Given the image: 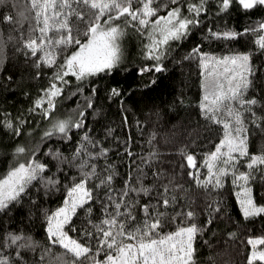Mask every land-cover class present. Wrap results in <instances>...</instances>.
<instances>
[{
  "label": "trees",
  "instance_id": "1",
  "mask_svg": "<svg viewBox=\"0 0 264 264\" xmlns=\"http://www.w3.org/2000/svg\"><path fill=\"white\" fill-rule=\"evenodd\" d=\"M192 2L198 3V0ZM187 3L188 0H183L181 4L185 13L188 11ZM171 6L174 5L169 0L168 7ZM165 12L166 9H161V14ZM5 14L10 15L12 20L5 21ZM34 16L31 0H0V174L5 173L10 165L14 166L17 157L13 150L21 144L30 151L39 148L37 159L48 163L51 169L46 170L44 175L55 173L59 182L55 188L46 190L37 178L18 202H10L6 209H0V255H10L14 264H21L20 259L15 257V246H4L6 233L21 231L39 242L34 249L22 250L26 264H39L41 258L45 264H57L61 259L57 253H66L62 246L52 245L48 240L44 210L54 209L62 203L64 183L71 180L77 170L65 160L58 171L55 159L48 155L47 150L58 147L71 159L76 143L82 140L84 133H88L98 142L89 145V151H99L100 145L109 150L93 160L98 166L97 177L103 179L111 173L113 180L109 185L97 188V181L89 179L87 186L93 188V200L86 201L87 207L77 209L78 214L73 216L72 221L76 227L69 230V235L85 242L80 229L87 226L88 219H100L105 204L112 211L113 205L106 198L107 187H112L118 196L125 180L134 188L152 186L147 194L131 192L127 196V200H135V217L127 225L131 228L144 219L141 206L162 200L163 185L171 181L168 192L175 197V202L167 207L160 204L158 211L165 212L166 216L159 231H172L181 221L195 222L202 226V230L193 241V264H250L248 254L252 245L248 237L264 236V213L247 218L243 216L235 196L237 186L232 184L230 173L225 175L220 189L199 185L194 176L188 175L196 169L200 170L201 179L206 175L207 166L202 163L204 153L212 151L223 134L221 125L209 122L201 115L198 102L202 94V70L198 54L189 53L197 45L201 52L217 55L251 50L253 83L244 93V98L256 96L258 103L253 111L257 117L264 118V51H256L255 43L256 35L261 32L256 25L264 19V5L245 9L238 4V0H233L228 9L220 10L217 0H206L205 11L199 13L201 23L193 26L187 36L166 50L164 70L151 69L144 73L137 69L142 63H152V58L141 54L144 38L138 29L127 25L122 40V60L110 71L94 73L82 82L74 74H67L68 83L56 98V107L51 114L75 116L78 108L85 112L84 123L79 129H72L70 139L50 136L42 140L41 133L48 121L39 111H29L34 98L41 94L40 90L48 87L49 77L54 71L51 65L37 66L30 50L26 55L23 47L21 35L29 38V27L35 26ZM70 19L74 27L78 25L83 29V23L74 15ZM117 22L124 26L123 21ZM210 27L213 31L234 29L240 34L236 37L205 38ZM243 29L255 31L245 33ZM32 35L39 37L38 31ZM210 71L211 68L204 70L205 73ZM153 75L155 80H152ZM114 86L121 91L113 94L111 89ZM89 96L91 107L87 106ZM6 115L13 121L16 117L24 121L19 134L4 127ZM246 124L249 152L258 153L264 147V126L251 121L250 114ZM182 148L186 151L182 152ZM187 152L193 153L196 158L192 166L186 160ZM27 155L20 158L27 159ZM237 164L240 170L252 171L250 185L253 197L258 204H264V167L257 164L249 169L246 163L237 161ZM65 168L67 172L63 170ZM87 208L92 209L91 216L87 214ZM187 210L195 211L194 221L184 215L173 220L176 213ZM92 245L95 246V239ZM46 247L50 250L41 257V250ZM257 248L264 249V241ZM103 255V252L98 253L97 258L102 259ZM63 259L71 261L73 255L66 253ZM75 259L78 264H89L86 259ZM251 264H264V261L256 259Z\"/></svg>",
  "mask_w": 264,
  "mask_h": 264
},
{
  "label": "snow or ice",
  "instance_id": "2",
  "mask_svg": "<svg viewBox=\"0 0 264 264\" xmlns=\"http://www.w3.org/2000/svg\"><path fill=\"white\" fill-rule=\"evenodd\" d=\"M169 0H31V8L34 10L35 26L29 27V38H23L22 44L26 55H32L37 66L41 64L51 65L54 68L49 77L47 88L40 90L29 111H39L48 123L41 133V139L50 136L70 139L73 128L79 129L84 123L85 112L76 109V115H52L56 107V98L68 83L67 74L72 73L78 81H83L94 73L111 70L113 65L118 64L123 56L122 40L126 33L127 25L131 24L138 29L144 38L141 44V54L151 57L152 63H142L137 69L144 73L151 69L164 70V57L167 49L176 41L183 39L192 31L193 26L201 23L199 13L205 11L206 0H198L193 3L188 0L187 13L182 11L183 0H170L174 5L168 7ZM233 0H217L220 10L228 9ZM238 4L245 9H252L255 5H264V0H238ZM161 9H166L161 14ZM23 16V13H20ZM75 16L82 22L84 27L73 26L71 17ZM154 16V18H152ZM5 21H11L8 14ZM123 21L124 26L117 21ZM261 30L256 35V51H264V19L257 25ZM38 31L39 37L32 35ZM247 33L255 29H243ZM240 33L234 29L213 31L210 27L205 38L210 36L226 38L236 37ZM198 54L202 70L201 88L202 94L199 100L201 115L209 122H215L222 126L223 134L216 143L215 148L204 153L202 163L207 166V173L201 179V172H188L194 176L196 183L204 187L212 186L217 189L223 187V179L226 174L232 175V184L237 186V199L240 210L244 217L264 213V204H258L253 197L250 180L252 171L240 170L237 161L246 163L249 169L259 164L264 167V147L258 153L249 152L246 120L250 114L251 121L260 122L264 126V118L257 117L253 108L258 103L256 96L244 98L253 83L252 51L236 50L222 55L205 53L200 51V46L193 47L189 55ZM211 68L210 72L204 70ZM39 76L40 72L37 71ZM206 77V78H205ZM152 80H155L153 75ZM151 82V81H150ZM95 91V86H93ZM121 90L113 87L111 92L118 93ZM92 100L87 98V106L91 107ZM4 127L11 128L19 134L24 123L19 117L15 121L7 118ZM31 132V129H28ZM88 133L83 134L81 141L77 142L71 152V159L58 147L49 148L48 155L56 161L59 171L65 160L74 165L77 174L71 180H66L63 190L66 193L63 202L54 209H45L44 218L46 234L52 245L62 246L66 253H71V261L63 259L66 253H57L61 259L57 264H78L75 258L80 257L88 260L89 264H193L194 245L193 241L202 226L195 222L181 221L174 230L161 232L159 229L164 224L165 212L158 211L160 204L165 207L175 202L168 188L171 181L165 183L162 200L150 202L141 206L144 212L142 222L129 228L127 225L134 217L133 204L135 200H127L131 192L147 194L152 186L134 188L128 180L119 191L114 194L112 187H107L106 198L113 205L109 211L107 204L104 205L103 215L98 220L88 219L87 226L80 229L86 238L85 242L69 235V230L75 229L72 223L73 216L78 214L77 209L86 206V201L93 200V188L87 186L89 179L97 181L96 187L107 186L113 180L109 173L103 179L97 177V164L94 158L104 156L109 150L102 145L99 151H89V145L97 144ZM39 148L33 150L18 144L13 150L17 157L14 166L10 165L5 173L0 174V209H6L10 202H18L26 192L28 186L39 178L43 187L48 190L55 188L59 182V176L44 175L45 171H51L49 164L37 159ZM181 151H186L181 149ZM30 152V155H27ZM27 155V159L21 156ZM149 155H152L151 153ZM241 158H244L241 160ZM195 156L187 152L186 160L189 166L194 165ZM79 160V163L76 161ZM65 172L67 168L63 169ZM102 175V174H101ZM159 176V173H157ZM174 187L178 188L179 185ZM47 194V191H46ZM219 207V203L216 205ZM121 209L123 216H121ZM87 214L91 216L92 209L87 208ZM195 219L193 210L176 213L178 216ZM149 217H152L149 219ZM89 227L91 230H89ZM232 235V233H229ZM95 239V246L92 240ZM264 241V236H249L248 242L253 250L248 254V261L259 259L264 261V249L256 250V245ZM30 234L21 232H8L4 237V246H15V257L20 259L21 264H26L22 256V250L35 248L38 244ZM49 247L41 250V257ZM103 252V258H97V254ZM0 264H14L10 255H0ZM39 264H45L43 258Z\"/></svg>",
  "mask_w": 264,
  "mask_h": 264
},
{
  "label": "rangeland",
  "instance_id": "3",
  "mask_svg": "<svg viewBox=\"0 0 264 264\" xmlns=\"http://www.w3.org/2000/svg\"><path fill=\"white\" fill-rule=\"evenodd\" d=\"M122 60V59H121ZM237 187H236V189H235V196H236V198H237V195H236V192H237ZM66 194V193H65ZM238 200V199H237ZM63 202V201H62ZM238 203H239V200H238ZM239 205H240V203H239ZM260 244V243H259ZM259 244H257L256 245V250H260L261 248H257V246L259 245ZM252 250H253V248H252Z\"/></svg>",
  "mask_w": 264,
  "mask_h": 264
}]
</instances>
